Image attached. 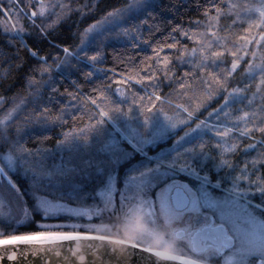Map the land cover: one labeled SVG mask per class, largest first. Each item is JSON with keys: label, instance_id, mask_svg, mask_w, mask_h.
Segmentation results:
<instances>
[{"label": "snow or ice", "instance_id": "obj_1", "mask_svg": "<svg viewBox=\"0 0 264 264\" xmlns=\"http://www.w3.org/2000/svg\"><path fill=\"white\" fill-rule=\"evenodd\" d=\"M99 7L0 0V79L23 67L21 49L31 61L29 96H0V247L14 260L19 245L107 241L123 228L151 254L144 264H264V0H122L75 45L49 39ZM185 11L204 19L174 23ZM145 45L150 56L128 57L134 71L106 67L109 49L140 56ZM79 115L87 124L70 125ZM37 128L41 140L61 129L54 148L29 146ZM105 213L111 223L13 226Z\"/></svg>", "mask_w": 264, "mask_h": 264}, {"label": "trees", "instance_id": "obj_2", "mask_svg": "<svg viewBox=\"0 0 264 264\" xmlns=\"http://www.w3.org/2000/svg\"><path fill=\"white\" fill-rule=\"evenodd\" d=\"M121 2H122V0H98L100 7L97 8L95 13H92L89 17H87L83 20L76 18L74 16L72 20H69L66 24L62 25L59 28V30L55 33L54 37H49V39H55L57 43H59L61 41H65L68 43L69 46L75 45L79 32L84 27H86L89 23L92 22V16H98L101 9L103 7H106L108 4H119ZM165 2H167V0H165ZM190 18L191 19H200V20L204 19L201 15H199L196 12L185 11V12H183L182 15L177 16L176 20L173 22L186 25L189 22ZM70 37H71V39H69ZM181 39L183 40V38H181ZM33 40H35V35L32 37L31 40H29V43H32ZM17 44H18V42H17ZM192 46L193 45L191 44V42H188V47L191 48ZM178 47H179V45H178ZM251 50L252 49H249V52H251ZM51 51H53V50L50 48H45L44 54H47L48 52H51ZM137 51H139V50H137ZM166 51H174V50H167L166 49ZM108 53L109 54H108V59L106 62V67L113 68L117 72L122 71V70L132 72V71H134V69H132L130 67L128 57L131 56V59L133 61L142 59L143 56H150L151 55V49L145 45L144 46V52L140 56H135V55H132V49H126L124 47L117 46V48L115 50L109 49ZM20 55H21V58L23 61V67L19 68V69L14 68L12 70V74L10 76H8L7 79H0V96H7L8 98L11 99L13 97H19L20 95L25 94L27 91V81L24 79V76L27 73L28 66L31 63V61L29 60L28 56L26 55V53L23 49H21ZM173 60H175V57H173ZM151 62H152L151 60L147 61V63H151ZM16 63L19 64L20 61H17ZM141 67H142V65H141ZM241 67H243V65ZM73 78H75V77H73ZM102 79H103V77H102ZM242 79H243V73L239 72V70H238V73L232 78L231 83L236 84ZM108 83H110V80H103V84H108ZM165 83H167V82H165ZM96 84L98 86H103L101 84L100 80H97ZM57 86L60 87L61 92H64V89H66V88L71 90V85L69 84V82L67 80H59ZM113 86H114V84H113ZM83 90L85 92L90 91V85L85 83L83 85ZM169 91L170 90L165 87L162 90L161 94H167ZM66 95L67 94L65 93V97H66ZM202 100H203L205 105H214L215 104V100H211V99H208L206 97H202ZM69 124L70 125L84 126L85 124H87V116L86 115H79L76 117V119L74 121H70ZM67 127H68V125L65 126V128H67ZM60 131H61L60 128H52L50 131V134H48L49 138L41 140L38 137H39V134H41L42 130L37 128L36 129L37 138H33V139L28 140V144H29V146L41 144L42 146H45L47 148H54L55 144H56V138L59 135ZM241 155H242V153H238L236 155L235 159L239 160L241 158ZM20 182L23 184L24 180L21 179ZM38 218H41V217L39 215H37V218H35V220L33 219V221H31V222H27L25 224H20V225L16 226L15 230H16L17 234L40 231L41 229H39L37 227V225H38L37 222L40 221ZM7 231H9V230L8 229L5 230V233H7ZM66 231H71V230L67 229ZM82 232H84V231H82ZM110 236L113 238L125 240L119 236H114V235H110Z\"/></svg>", "mask_w": 264, "mask_h": 264}, {"label": "water", "instance_id": "obj_3", "mask_svg": "<svg viewBox=\"0 0 264 264\" xmlns=\"http://www.w3.org/2000/svg\"><path fill=\"white\" fill-rule=\"evenodd\" d=\"M117 240L121 239L111 237L107 241L82 239L58 245H19L14 260L9 259L10 251L0 247V264H144L143 257L151 255L133 248V242L125 240L126 243L120 244L116 243Z\"/></svg>", "mask_w": 264, "mask_h": 264}, {"label": "rangeland", "instance_id": "obj_4", "mask_svg": "<svg viewBox=\"0 0 264 264\" xmlns=\"http://www.w3.org/2000/svg\"><path fill=\"white\" fill-rule=\"evenodd\" d=\"M45 2L47 3L48 0H45ZM255 2L258 3L259 0H255ZM3 3L5 5H7V0H3ZM33 3H35V0H33ZM0 21H4V16L2 14H0ZM21 23H23L26 26L27 23H28V21L27 20H22ZM77 39H78V36H77ZM76 43H77V40H76ZM113 87H116V85H114ZM137 87H139V86H137ZM28 96H29V91L27 89L26 93L23 94V95H20L19 97H28ZM62 99H63V97H62ZM84 110H85V112H87L88 111V108L85 107ZM21 179H23V178H21ZM108 215H109L108 213H105L104 216H103V218L95 217L94 216L91 221H89L87 219V217H82V218L71 217V218H68L66 214H62V216L59 217V218H54V219H49V220H44L42 218H38L40 221L37 222L38 223L37 227L39 229L43 230L40 227V225H42V224H48V225L65 224V225H70V224H73V223H79V224H85V223H97V224L98 223H111V221L108 218ZM35 218H37V215H35L32 219H22L20 223L14 224L13 226L15 228L16 226H18L20 224H25L27 222H31V221H33V219L35 220ZM67 229L68 230H72L71 228H64L62 230H67ZM5 230H7V229H5ZM76 231H80V232L84 231V232H87V230L84 229V228L76 229ZM115 231L116 230L114 229L113 230V233H111L109 235L119 236V237H121V238H123V239H125L127 241H130V242L135 243V236H134V234H132V233H125V231L123 230V228L120 229L119 235L114 234ZM90 234H97V233L92 232ZM192 255H193V258H195L194 254H192Z\"/></svg>", "mask_w": 264, "mask_h": 264}, {"label": "flooded vegetation", "instance_id": "obj_5", "mask_svg": "<svg viewBox=\"0 0 264 264\" xmlns=\"http://www.w3.org/2000/svg\"><path fill=\"white\" fill-rule=\"evenodd\" d=\"M194 256H195V254H194Z\"/></svg>", "mask_w": 264, "mask_h": 264}]
</instances>
